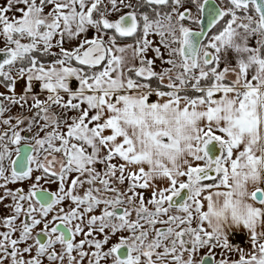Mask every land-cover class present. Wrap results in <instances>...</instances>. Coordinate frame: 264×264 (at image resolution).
<instances>
[{
    "label": "snow or ice",
    "instance_id": "1",
    "mask_svg": "<svg viewBox=\"0 0 264 264\" xmlns=\"http://www.w3.org/2000/svg\"><path fill=\"white\" fill-rule=\"evenodd\" d=\"M0 264H264V0H0Z\"/></svg>",
    "mask_w": 264,
    "mask_h": 264
}]
</instances>
